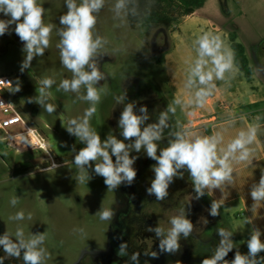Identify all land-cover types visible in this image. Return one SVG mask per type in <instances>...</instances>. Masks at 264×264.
<instances>
[{
    "label": "rangeland",
    "instance_id": "rangeland-1",
    "mask_svg": "<svg viewBox=\"0 0 264 264\" xmlns=\"http://www.w3.org/2000/svg\"><path fill=\"white\" fill-rule=\"evenodd\" d=\"M40 2L46 8L45 23L55 24L59 28V17L67 11L65 0ZM114 2L108 0L99 14L96 26L99 34L108 40L107 55L99 65L107 76L100 84L106 86L108 92L97 105V113L90 121L102 139L107 138L109 132L123 139L118 120L124 105L117 103V97L126 95L125 103L135 102L137 112L141 106L146 105L149 123L156 122L160 113L172 102L165 72L160 67L154 68L155 65L151 63L153 44H165L166 39V49L170 45L171 31L153 30L145 41V29L141 24L132 28L127 16L123 14L119 19L113 18L111 8ZM200 12L212 15L211 30L215 33L222 30L224 33L236 34L237 41L245 48L249 66L256 77L254 83L243 77V85L250 91L254 87V93H264V0H206ZM0 19L8 17L0 13ZM192 22L185 25L184 30L180 26V31H175L184 35ZM12 27L14 29L15 26ZM58 42L59 37L54 29L45 55L35 58L31 68L21 73L20 66L25 57L23 42L14 31L0 36V76L13 78L11 90L17 78L21 82V91L11 92L12 99L19 109L23 108L25 113L20 111L29 124L45 139L47 149L57 158L55 162H67L50 172L41 171L48 168L50 160L35 141L24 136L3 139L0 133V230L2 235L8 231L13 237L18 226L23 227L26 235L46 231L45 247L51 254L47 264H74L81 259L88 261L100 258L107 252L111 226L123 209L119 191L122 185L115 191H108L103 177L95 175L91 170L93 178L89 182L80 184L75 180L77 169L73 163L75 152H72V148L75 146L78 152L84 145L68 134L61 119L66 126L69 118L81 117L89 104L76 101L75 94L56 91L59 82L65 78L70 79L72 75L60 63L59 49L56 47ZM44 77L57 81V85L51 89L53 95L49 101L57 105V111L53 114H48L36 103L28 102L30 97L38 94V81ZM173 119L172 123L175 124L183 119V115L177 110ZM166 145L167 136L160 147ZM132 155L139 157L133 165L137 169V190L146 195L147 188L155 178L152 166L156 161L148 158L143 150L140 153L133 152ZM13 197L19 198L15 207L10 204ZM151 200L153 202L145 203L143 210L159 211L164 228L170 227V218L178 214L180 209H185L187 217L195 226L187 240L181 239V250L175 254L164 253L165 258L177 259L179 264H202V260L210 257L219 243L217 228L232 231L236 246L242 254L247 253V240L250 237L241 241L236 236L235 228L240 220L236 217L227 218L221 209L219 216H211V199L207 194L199 200L195 199L191 178L186 171L183 179L177 178L170 185L169 196L162 201V205H156L154 196ZM102 206L115 211L112 221H101L95 215ZM21 210L26 217L31 213L32 220L17 222L9 219ZM78 229H83V233ZM235 251L233 249L226 259H234Z\"/></svg>",
    "mask_w": 264,
    "mask_h": 264
},
{
    "label": "clouds",
    "instance_id": "clouds-1",
    "mask_svg": "<svg viewBox=\"0 0 264 264\" xmlns=\"http://www.w3.org/2000/svg\"><path fill=\"white\" fill-rule=\"evenodd\" d=\"M108 0H65L67 11L59 17V28L55 24L45 23L46 8L40 0H0V13L8 19H0V36L12 31L23 42L24 60L20 66L23 73L30 69L37 57H43L50 47L53 30L59 42L60 63L72 75L59 82L51 77H44L38 81L37 95L28 99L29 103L40 105L48 114L57 111V105L50 103L53 85L56 91L75 94L76 101L87 102L89 107L81 117L69 118L63 127L68 134L79 140L84 147L77 152L75 146L74 161L77 169L75 180L83 184L89 182L95 175L103 177L108 191H115L121 185L131 186L137 177V169L133 166L142 150L147 157L156 161L152 166L155 178L147 188V194L154 195L157 201H164L169 196V187L179 178H184L185 171L189 174L193 185L195 199L199 200L212 190H223L224 186L234 183L235 165L243 162L252 163L254 149L250 146L257 140L258 126L241 130L227 145H224L222 131L212 135L196 134L190 127L181 125L179 121L172 123L177 106L181 99H175L163 110L156 122L149 123L148 108L141 106L137 112L135 102H127L126 95L117 97V103L123 104V111L118 120L120 136L117 138L111 132L102 139L100 133L91 126V119L97 113V105L102 97L107 95V87L101 85L107 76L99 65L106 53L108 40L97 31L99 14L105 8ZM131 6V7H130ZM139 0H115L112 4L114 19L123 15L137 16ZM15 26L14 29L12 26ZM196 58L188 70L184 87L192 95L188 104L203 108L217 89L216 81L224 83L239 72L235 63V53L219 34L205 32L193 41ZM12 83V82H10ZM21 91V82L17 78L12 93ZM75 102V101H74ZM167 130V132H166ZM167 136L166 147L160 144ZM127 141V142H126ZM67 146V145H65ZM115 157V160H113ZM66 165V161L64 162ZM61 165L51 163L41 171L50 172ZM250 196L252 207L257 202H264V170L258 183L251 185ZM19 203L18 197H13L10 204L15 207ZM213 217L220 215V205L213 200L209 209ZM101 221H112L115 211L110 208L101 209L95 214ZM12 221L32 220V214L25 216L24 211H18L9 217ZM252 224L251 219L246 220ZM170 227L164 228L160 224L156 227L148 226L146 231L155 234L159 240V251L145 250L143 255L158 259L160 254H175L181 250V239L187 240L194 232V224L187 217L185 209L173 215L169 220ZM83 233V229H78ZM220 237L214 253L202 260V264H264V233L255 226L252 227L250 238L247 240L248 251L242 254L233 240V232L225 228H217ZM47 232L26 235L23 227H17L13 234L6 231L0 235V247L5 255L0 256V264L6 259H22L23 264H47L51 254L45 247ZM123 239V237H119ZM236 249L234 259L227 260L230 252ZM117 255L128 256L126 264H140L139 251L129 253V245L124 242L119 245ZM145 264H149L146 260Z\"/></svg>",
    "mask_w": 264,
    "mask_h": 264
},
{
    "label": "crops",
    "instance_id": "crops-1",
    "mask_svg": "<svg viewBox=\"0 0 264 264\" xmlns=\"http://www.w3.org/2000/svg\"><path fill=\"white\" fill-rule=\"evenodd\" d=\"M203 7L204 4L169 29L171 31L170 45L163 50L165 52L164 63H151L155 65L154 68L160 67L165 72L171 88L172 101L175 99L182 101V104L177 106L178 113L183 115V119L179 123L190 127L196 134L212 135L216 131H222L226 146L241 130L258 126L257 140L250 146L254 149L253 162H243L234 166L235 179L232 185L224 186L222 191L215 189L209 195L206 193L209 199L215 200L220 205L222 213L227 218L236 217L237 220H240V224L235 230L237 238L243 241L247 239V236L250 237L253 226L264 233V202H257L253 208V200L250 196L251 185L258 183L261 171L264 170V121H260L264 119L263 116L249 118L242 115L241 108L246 105L262 103L259 109L264 110V93H254V87L251 91L247 86L245 87L243 85L244 75L238 72L228 83L216 81L217 89L205 107L197 108L188 104L192 93L184 87V82L188 70L196 58L193 41L203 33L211 32L219 34L225 42L227 38L226 44L230 47L229 34L222 30L217 33L211 30L212 15L202 14L200 11ZM190 21L193 22L187 27L186 32L184 31L185 34H177L175 30L180 31V26L184 30V26H187ZM250 80L253 83L256 81L254 72ZM223 104L227 108H222ZM173 118L175 119V116ZM247 219H251L252 224H247ZM261 239L264 240V235ZM260 255L264 256V252H261Z\"/></svg>",
    "mask_w": 264,
    "mask_h": 264
},
{
    "label": "flooded vegetation",
    "instance_id": "flooded-vegetation-1",
    "mask_svg": "<svg viewBox=\"0 0 264 264\" xmlns=\"http://www.w3.org/2000/svg\"><path fill=\"white\" fill-rule=\"evenodd\" d=\"M164 43L165 44L162 45L153 44L152 51L154 53L163 51L167 44L166 39ZM54 157V160L57 159L56 156ZM56 164L61 166L64 165V163ZM119 191L121 202L123 203V209H121L114 224L111 226L107 252H105L104 256L100 258H92L88 261L81 259L77 260L74 264H126L129 257H119L117 255L119 245L124 242L129 245V253L136 251L141 253L140 264H145L146 260L149 264H179L177 259L165 258L164 254H160L158 259H152L143 255L145 250L159 251V240L155 237L154 233L146 231V228L148 226L156 227L158 224L162 226V215L159 211L153 212L143 210L145 203L151 202V197L154 195L150 196L148 194H141L137 190L135 181L131 186L122 185V187L119 188ZM154 199L157 206L163 204L162 201H157L155 196ZM0 235H2L1 230ZM121 236L123 237L122 240L119 239ZM4 255L5 253L2 247H0V256ZM229 259H231V257H229ZM4 264H23V261L22 259L11 258L6 259Z\"/></svg>",
    "mask_w": 264,
    "mask_h": 264
},
{
    "label": "trees",
    "instance_id": "trees-1",
    "mask_svg": "<svg viewBox=\"0 0 264 264\" xmlns=\"http://www.w3.org/2000/svg\"><path fill=\"white\" fill-rule=\"evenodd\" d=\"M204 2L205 0H139L137 16L127 15V18L132 28L137 24H141L144 27V38L146 41L153 30L162 31L170 29L178 24L183 17L191 15L196 9L200 8ZM229 43L235 53V63L239 68V72L245 78L251 79L253 70L249 66L245 48L237 41L235 33L229 34ZM164 55V51L160 54H155L151 57V61L157 64H163ZM261 105L262 103H256L243 106L241 108V114L249 118L263 116L264 119V110L259 109ZM20 110L23 111V108H20ZM258 255L261 256L260 253Z\"/></svg>",
    "mask_w": 264,
    "mask_h": 264
},
{
    "label": "built area",
    "instance_id": "built-area-1",
    "mask_svg": "<svg viewBox=\"0 0 264 264\" xmlns=\"http://www.w3.org/2000/svg\"><path fill=\"white\" fill-rule=\"evenodd\" d=\"M12 86V77L0 76V133L3 134V139L11 140L21 136L27 137L33 142L35 141L40 150L47 153L51 163H55L54 157L47 149L45 139L36 128L29 124L16 101L12 99ZM222 108H227V106L223 104Z\"/></svg>",
    "mask_w": 264,
    "mask_h": 264
},
{
    "label": "water",
    "instance_id": "water-1",
    "mask_svg": "<svg viewBox=\"0 0 264 264\" xmlns=\"http://www.w3.org/2000/svg\"><path fill=\"white\" fill-rule=\"evenodd\" d=\"M157 54V53H154V55Z\"/></svg>",
    "mask_w": 264,
    "mask_h": 264
}]
</instances>
